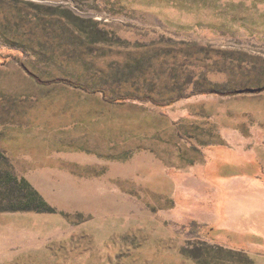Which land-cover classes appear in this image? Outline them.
<instances>
[{"label": "rangeland", "instance_id": "1", "mask_svg": "<svg viewBox=\"0 0 264 264\" xmlns=\"http://www.w3.org/2000/svg\"><path fill=\"white\" fill-rule=\"evenodd\" d=\"M6 170L0 264H264V0H0Z\"/></svg>", "mask_w": 264, "mask_h": 264}, {"label": "trees", "instance_id": "2", "mask_svg": "<svg viewBox=\"0 0 264 264\" xmlns=\"http://www.w3.org/2000/svg\"><path fill=\"white\" fill-rule=\"evenodd\" d=\"M67 17L71 21H77L79 20L75 15L68 12ZM3 61L1 63H6L9 59L12 61H15L18 63L21 67H23V63L21 62V56L18 55V53H11L6 54L4 56H1ZM24 68V67H23ZM33 78H35L37 81L39 79L32 74H30ZM62 83L69 84L73 87H80L83 89H86L84 86L75 84L73 85L69 81L59 80ZM94 92H100L102 97L108 100L109 102L113 103H123L129 99H135V100H143V101H150L153 102L156 106H167L174 102V100H169L164 104L157 103L149 98H128L124 96H117L114 98H106V91L102 88H96L93 90ZM202 93V92H201ZM234 92H228V94H231ZM194 93L190 94L193 95ZM187 95V96H190ZM224 165L220 167L221 171L227 172V168ZM0 210H33V211H48L49 208L47 207L46 202L41 197V195L30 185V183L25 178H18L9 170H6L4 172L0 171ZM191 226H194L196 224V221H191L189 223Z\"/></svg>", "mask_w": 264, "mask_h": 264}]
</instances>
